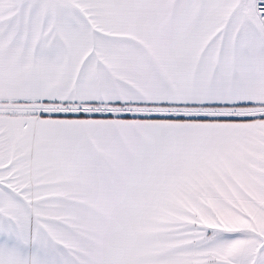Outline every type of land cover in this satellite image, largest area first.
I'll list each match as a JSON object with an SVG mask.
<instances>
[{
    "label": "snow or ice",
    "instance_id": "snow-or-ice-1",
    "mask_svg": "<svg viewBox=\"0 0 264 264\" xmlns=\"http://www.w3.org/2000/svg\"><path fill=\"white\" fill-rule=\"evenodd\" d=\"M0 264H264V0H0Z\"/></svg>",
    "mask_w": 264,
    "mask_h": 264
}]
</instances>
